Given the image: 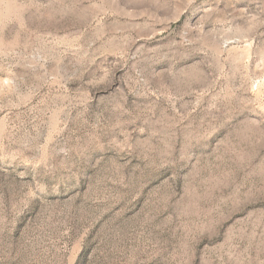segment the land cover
Wrapping results in <instances>:
<instances>
[{
    "label": "rangeland",
    "instance_id": "obj_1",
    "mask_svg": "<svg viewBox=\"0 0 264 264\" xmlns=\"http://www.w3.org/2000/svg\"><path fill=\"white\" fill-rule=\"evenodd\" d=\"M0 264H264V0H0Z\"/></svg>",
    "mask_w": 264,
    "mask_h": 264
}]
</instances>
